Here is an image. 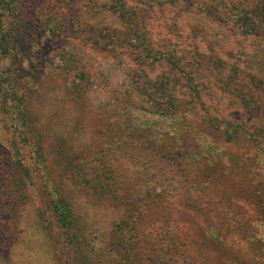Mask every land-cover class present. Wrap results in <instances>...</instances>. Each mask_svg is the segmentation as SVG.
Instances as JSON below:
<instances>
[{
  "label": "rangeland",
  "instance_id": "rangeland-1",
  "mask_svg": "<svg viewBox=\"0 0 264 264\" xmlns=\"http://www.w3.org/2000/svg\"><path fill=\"white\" fill-rule=\"evenodd\" d=\"M21 1L26 14L45 4L44 0ZM78 1L80 2L77 7H69L74 8L70 13L73 22H83L87 27L96 30L103 28L108 34L112 29L118 28L119 23L113 15L100 7L101 3L106 4V0ZM132 1L141 11L142 37L150 40L153 47L159 48L160 51L173 50L175 55L183 54L185 63L188 62L192 69L197 70L199 95L203 103L202 108H196L197 115H208L211 118L225 116L231 123L243 127L251 138L242 141V148L236 144L235 153L249 145L255 146L256 141L263 140L264 40L237 34V30L225 18V0L214 14L196 10L194 4L180 11L179 4L173 5L171 0ZM232 1L238 4L237 1L240 0ZM193 3L208 4V1L193 0ZM53 5L56 8L61 6L55 1L51 2L50 7ZM221 12L224 14H220ZM59 13L58 16H61L63 12L60 15ZM31 20L33 19L26 20L27 27L22 35L23 39H30L28 44H16L20 52L14 65L0 58V69L9 67L16 76L28 74L32 77L36 74L39 83L36 88H33L32 84L24 94L27 99L24 104L29 108V116L34 125L32 138L19 140L18 134H12V131H17L16 123L10 124L0 113V239L7 233L4 225L9 222V214L13 212L15 221L12 219L9 223L17 222L18 229L22 232L20 241L23 243L13 248L12 259L16 262L14 264H88L86 260L74 258L67 253L51 215L52 210L44 207L43 214L40 211L42 204L36 189L43 184L48 174L49 179L56 182L60 180L61 192L69 196L71 205L82 216L88 229L91 230L93 225L104 229L111 216L110 205L97 200L86 190H77L70 174L59 176L64 162L59 153H66L67 157L74 161L78 157L73 155L87 146L85 144L99 143L97 145L101 147L102 123L107 121L115 124L113 128L117 143L128 145L129 150H134L149 165H154L153 174L157 177L160 173L176 177V181H179L180 187L173 190V193L177 192L176 195L179 196L170 208L183 209L180 216L177 210H172V217L178 220L175 223L180 228L179 239L182 240L183 237L187 240L183 252L188 253L191 258L190 264H223V260L228 257H257L254 249L263 247L264 242L260 241V245L257 244L254 249H247L243 243H231L227 236L234 220H240L238 226L245 228L249 226L247 222L251 220V216L259 219V208L250 206L249 198L253 192L249 189L251 186L256 187L255 191L261 192L260 198L264 197L263 178H251L248 174L234 172L227 175L226 180L213 179L212 186L216 190L222 189L223 194L218 195L219 197L213 196L210 200L211 207L205 205L207 209L215 212V215L208 213L210 219L205 220L208 216L199 217L184 210V177L175 172L176 164L198 172L196 165L201 163L200 156L191 151L183 156V159L179 158L177 163L174 161L171 164H162L159 161L160 158L168 161L176 149V142L171 136L168 122L170 118L153 114L151 106L144 99L153 92L148 90L149 85L166 80H171L173 93L182 97L185 90L180 86L182 75L167 77L168 71L164 70L165 63L162 62L148 63L143 65V68L136 65V57L141 52L137 42L131 41L130 44L119 47L121 50L107 53L92 44L93 37L90 38V34L97 33L94 29L81 34L73 32L74 26L68 20L66 28L58 36L47 38L44 33L34 34ZM59 55H64L69 65H77L87 74V103L82 108L59 99L60 95L66 98V93L60 90V70L57 67L62 64ZM209 58H212L213 62H210ZM217 58L219 61L215 62L214 59ZM30 61L32 66L29 67ZM231 66L237 69L233 82L227 80V70ZM65 72L67 73H63ZM105 141L104 138L103 143ZM222 143L221 140L215 141L217 147L225 149ZM35 150H38L37 154L34 153ZM11 160L19 168H26L29 177H20L16 173L13 176L9 167ZM246 163L253 165L251 158H248ZM161 169L164 171L159 173L158 170ZM16 194L23 197L17 203L13 199ZM219 198L221 201H218ZM203 200L205 201V198L201 203H204ZM156 206H151L152 212H155ZM206 221L213 223L214 231L220 227L218 231L225 235V245L230 246L229 253L225 250L223 255L222 250L217 251L213 241L209 239L210 236L207 237V232L204 237L199 238ZM187 233L190 234L185 236ZM190 241H195L196 244L191 245ZM86 259L92 264H116L111 258L101 255L96 248L95 252L87 254Z\"/></svg>",
  "mask_w": 264,
  "mask_h": 264
},
{
  "label": "trees",
  "instance_id": "trees-1",
  "mask_svg": "<svg viewBox=\"0 0 264 264\" xmlns=\"http://www.w3.org/2000/svg\"><path fill=\"white\" fill-rule=\"evenodd\" d=\"M44 1V5L26 14L21 0H0L1 59H6L14 65L17 54L20 52L16 44H28L30 38L23 39L22 37L27 27L26 20L33 19L31 26L34 34L44 33L47 38L53 35L58 36L66 28V22L70 20L71 25L74 26L73 32L77 31L81 34L92 29L97 31L96 35L90 34V38L93 37L92 44L98 49L111 53L116 52L117 49L121 50L119 47L123 44H130L131 41L137 42L141 47V52L136 57V65L143 68V65L148 63L162 62V64L165 63L163 64L164 70L168 71L167 77L175 74L182 75L180 86L185 89L182 97H177L173 93L171 80H166L156 81L157 83L153 82L149 85L148 90H153V92L147 93L144 100L151 106L153 114L170 118L168 122L171 136L176 142V149L168 161L160 157L159 161L162 164L168 162L171 164L174 161L177 163L179 158L183 159L182 157L191 151L201 158V163L196 165L198 172L176 164V174L184 177L185 211H190L199 217L208 216L205 220L210 219L208 213L215 215L212 209L205 207V205L212 206L210 200L213 196L223 194L222 189L216 190L212 186L213 179L226 180L227 175L234 172L248 174L251 178L264 179V139L256 141L255 146L249 145L235 153L236 144L241 147L242 141L250 140L251 136H248L247 131L237 123H231L225 116L211 118L208 115L203 117L197 115L196 108L203 107L199 95L200 84L196 77L197 70L192 69L187 64L188 62L185 63L186 58L183 54L175 55L173 50L160 51L159 48L153 47L150 40L142 37L141 11L133 5L132 0H106V4H100V7L113 15L119 23L118 28L112 29L110 34L103 28L96 30L87 27L83 22L79 24L76 21L73 22L72 18L70 19V13L74 9L72 7L70 9V5L77 7L80 1ZM53 1L61 6L50 7ZM171 1L173 5L179 4L180 11L194 4L196 10H204L209 14L217 12L218 6L223 2V0H206L208 4H195L193 0ZM240 1H237V4L232 0H225L227 4L225 18L231 22V26L237 30L239 36L264 40V0ZM58 12H60L59 15L63 13L58 16ZM69 24L68 22L67 25ZM21 52H23L22 48ZM58 58L62 64L57 67L60 70V90L66 93V98L60 95L59 99L67 100L71 102V105L79 108L86 106L87 74L77 65H69L64 55H59ZM209 60L213 62L212 58ZM214 61L218 62L219 59H214ZM29 64V67L32 66L31 61ZM64 71L72 74L68 75L66 72L63 73ZM227 72L229 73L227 80L233 82V76L237 74L236 67H229ZM2 84L4 86H1ZM32 84L33 88L39 86L36 74L32 77L28 74L27 76H16L13 69L9 67L0 69V113L3 118L6 117L9 120L10 124L16 123L17 131H12V134H18L19 140L22 138L26 141L27 138L34 136L32 132L34 125L29 116V108L24 104V100H27L24 94ZM102 124L101 147H98L99 143L85 144L87 146L73 155V157H78L74 161L67 157L66 153H59L60 158L64 159L59 176L70 174V179L73 180L77 190H86L97 200L110 205L111 216L106 227L103 229L93 225L89 230L82 216L71 205L69 196L61 192L60 180L57 183L49 179V174L44 176L43 184L36 189L42 204L41 213L43 214L44 207L52 210L51 215L54 217L67 253L74 258L86 260L88 264L92 263L86 259L87 254L95 252V248L101 255H106L116 264H190L191 258L188 253L183 252L187 240L183 237H181L182 240L179 239L180 228L176 224L178 220L172 217L174 210H177L180 216L183 209L170 208L171 204L177 202L176 197L179 194L176 195L177 192L173 193V190L180 187L179 181H176V177L161 174L163 169L158 170L160 176L157 177L155 173L153 174L154 165H149L139 153L129 150L128 145L117 143L113 122L107 121ZM104 138L105 143H103ZM216 139L223 141L225 149L215 145ZM34 153L37 154L38 150ZM248 158L252 159L253 165H247ZM9 167L13 176L16 173L20 177H29L28 170L24 167L19 168L12 160ZM249 190L253 192L249 198L250 206L259 208V219L251 216V220L247 222L249 226L245 228L238 226L240 220H234L235 224L231 226L227 239L231 243L235 241L243 243L247 249H254L258 246L257 244L260 245V241L264 242V197L260 198L261 192L255 191L256 187L251 186ZM22 198L21 194L13 196L15 203ZM203 198L205 201L201 203ZM218 201H221V198ZM154 205L157 206L155 212H152L150 208ZM181 205L183 207V204ZM9 217V222L14 220L13 212L9 214ZM9 222L4 225L7 233L0 239V263L14 264L16 262L12 259L13 248L18 244L23 245L20 241L22 232L18 229L17 222ZM212 225L213 223L206 221V226L201 228L199 238L204 237L207 232V237L210 236L209 239L213 241L217 251L222 250L223 255H225V250L229 253L230 246L225 245V235L218 231L220 227L214 231ZM190 244L194 245L196 242L190 241ZM260 247L254 249L257 257L249 259L245 256L228 257L223 260V264H264V246Z\"/></svg>",
  "mask_w": 264,
  "mask_h": 264
}]
</instances>
